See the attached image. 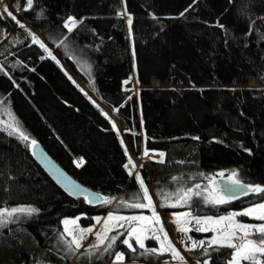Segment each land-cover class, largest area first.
Segmentation results:
<instances>
[{
    "label": "trees",
    "instance_id": "obj_1",
    "mask_svg": "<svg viewBox=\"0 0 264 264\" xmlns=\"http://www.w3.org/2000/svg\"><path fill=\"white\" fill-rule=\"evenodd\" d=\"M122 1L34 0L29 11L15 6L26 7L24 0L0 2V105L29 137L24 141L19 132L0 127V211L38 210L14 214L0 227V264H111L113 252H122L126 262L167 264L168 254H145L135 241L133 252L122 243L126 235L120 233L129 225L110 233L117 240L108 252L67 248L72 239L63 226L66 217L85 214L80 223L90 226L108 212H149L130 206L148 200L140 199V182L129 174L128 145L137 156L146 150L163 154L152 163L160 198H175L220 172L264 186V0H126L129 30ZM6 6L25 27L4 14ZM69 17L75 22L71 31L64 27ZM133 76L137 87L125 83ZM254 79L258 86L245 85ZM31 140L110 202L90 205L84 196H68L35 160ZM139 173L147 188L148 170ZM262 201L264 193L220 205L194 197L191 209L184 207L219 216ZM156 244L149 241L147 249ZM229 251L209 248L211 264H226ZM186 255L209 258L202 248Z\"/></svg>",
    "mask_w": 264,
    "mask_h": 264
},
{
    "label": "snow or ice",
    "instance_id": "obj_2",
    "mask_svg": "<svg viewBox=\"0 0 264 264\" xmlns=\"http://www.w3.org/2000/svg\"><path fill=\"white\" fill-rule=\"evenodd\" d=\"M2 2V0H0ZM24 3L26 4V7H22L21 3H16V8L21 11H29L33 8L34 0H24ZM4 14H6L8 17H10L13 21H15L17 24H19L20 27H25L20 21L17 19V16L9 10V8L6 6L4 8ZM69 22H72V25L74 26L75 22L73 21V18H68ZM129 24H131V20L129 19ZM64 27L71 31V27L69 26V23L66 22L64 24ZM32 35V42L34 44H39V46L44 49L46 52H48L49 56H51V52L46 48V46L38 40V38L34 35ZM62 43V42H61ZM54 59V57H53ZM2 70V69H0ZM125 83H128V81H125ZM9 128L12 129L13 133L19 132V129L15 127L14 125H9ZM113 128H115V125H113ZM20 138L24 141H29V137L24 134L23 132H19ZM30 145L35 147L36 141L31 140ZM127 151V150H125ZM145 155H148V151H145ZM160 155H163L162 153ZM129 164H131V160H129ZM79 167L80 165L77 164ZM125 167H128L126 164ZM129 174H132L131 172ZM219 175L221 177L224 176L223 172H220ZM236 173L232 172L228 177L227 185L217 191L214 187L211 189L210 195H205L204 193L209 192V189L205 188L203 190L201 189V186L199 184H196L194 187H186L181 190H179L175 194V198L177 203L172 206H187L191 209L192 206V200L193 198H200L204 201L205 204H213V205H220L228 203L234 199L237 198V192L239 190L240 195H247L249 193H255V194H261L264 193V186H261L259 184L257 185H248L241 183L238 179H235ZM135 179L140 182V187L143 190V194L140 197L141 200H148L149 203L145 204L142 202H134L131 204V207H135L138 209L147 208L151 204V198L148 196L147 188L144 186L142 178L137 174L135 176ZM214 179V178H213ZM227 193H231V195H227ZM165 195V194H161ZM173 196L172 193H169L165 197V202L167 200L171 199ZM105 203L110 202L108 198H103ZM91 202V201H89ZM164 203H162V206H164ZM38 211L34 208H12L11 211H0V218L4 217L5 214L8 217L13 216L17 213H26L31 214ZM153 215L155 216V211L153 210ZM185 217L184 223L194 222L196 225L195 230L196 231H208V230H214L217 234L209 240L208 247H204L205 241H193L191 248L187 249L189 251L192 250V248L200 247L203 249V253L205 257H209L206 259H203L201 261H198V264H211L210 261V252L209 248H211L214 251H218L219 248L226 247L230 249L227 253L228 259L226 261V264H243V262H247V264H264V201L252 205L238 213L234 212L227 216H222L219 218H213L210 216L207 217H199L192 215L191 212H186L183 214ZM237 216H246L253 220L261 221L262 223L259 224H246L243 222L236 221L235 217ZM118 220V221H124L126 218L123 217H113L111 214L108 217V220ZM132 220H136V217H132ZM159 223V220L156 221ZM5 223L3 219H0V225ZM69 223L76 224L77 220L73 219L72 221L65 220L64 224L67 225ZM179 223V221H178ZM224 223L225 227L220 228L219 226ZM209 224L216 225L217 227L215 229H209L207 226ZM124 223L119 224V227H124ZM179 230L181 232H188L190 231L187 227H180ZM91 231V229H85L82 230L81 235L79 239L77 237H73L71 243L67 245V248L69 252L74 253L77 249L80 248V239L83 238V232ZM109 231L107 222H105V234L97 233V240L98 244L93 246V249H95L96 252H108L113 248V245L115 244V241L117 240V236H108L107 232ZM140 232H143L144 229H140ZM157 230H151V237L152 239L160 240V236L156 234ZM159 232H164V229L161 227L158 229ZM138 232V229L135 226H129L128 231L126 233H120V235L128 236V238L124 239L122 243L126 245L130 250L133 252L136 251V249L133 247L132 243L130 242L131 239L135 238L136 244L139 246L140 249L145 250V254L149 255H156V254H164L165 252H170L171 256L175 260L183 261V257L180 255L179 251L172 245L171 241L168 240L167 233L164 232L163 242L161 243L160 247L157 248H151L147 249L145 244L143 243V239L136 235ZM147 238V237H145ZM110 240V243H107L105 245V241ZM88 255H92V252L87 253ZM114 260L116 262H122L125 259V256L122 252H113L112 253Z\"/></svg>",
    "mask_w": 264,
    "mask_h": 264
},
{
    "label": "rangeland",
    "instance_id": "obj_3",
    "mask_svg": "<svg viewBox=\"0 0 264 264\" xmlns=\"http://www.w3.org/2000/svg\"><path fill=\"white\" fill-rule=\"evenodd\" d=\"M4 3L6 5L10 6L11 5V0H4ZM123 10H124V15H125L126 25H127L128 30H129V26H130L129 19L131 20V18L126 15L127 12H126V7L125 6H123ZM29 22H28V20H25L26 25L33 30L35 28V26L31 22L30 23ZM69 26H72V22H69ZM48 46L53 50V53L55 55H57L62 60L64 65L66 67H68L67 64L65 63V61L63 60V58L61 57L59 51L56 50L51 45H48ZM135 74H134V76H135ZM72 76L74 77V75H72ZM134 76H133V79L130 82L127 83V86H132L133 85V86L137 87V84H136ZM74 78L83 87V84L76 78V76ZM156 84H159V81L156 82ZM245 85H247V86H258L259 84H258L257 81H256V83H252L249 80L248 83L245 84ZM93 98L98 103H99V101L101 102V99L99 100L95 96ZM101 106L104 108V110L106 112H108L115 119V116L113 114H111L103 106V104ZM0 108L4 109V112H5V113H3L5 118H2V116H1L2 113L0 114V127L4 128L7 131L12 133V129L9 128V125H14L15 127L18 128V126L16 125V123L14 121V119H15L14 115H13V113L11 111H9L10 109L5 104L2 103V105H0ZM115 121H116V119H115ZM116 123H117V121H116ZM119 127L123 128L124 126L122 125V126H119ZM19 132H20V130H19ZM124 137H125V135H124ZM125 139H126V137H125ZM128 148L130 150L131 160H132L131 173L132 174H136V175L139 174V176H140L139 169L142 168V167L145 168L146 170H148V173H149V185L147 187L148 196L151 198V204H150L149 207H147L149 209V212L148 211L147 212L146 211L145 212H138V213L136 212V213H132V214L109 212L107 215H99V216L94 217V222H97V225H98L95 228H92V226L91 227L90 226H83L80 223V219L82 217L86 216L85 214H82V215H79V216H76V217H66V218L63 219V226H64V229H65V232L71 237V239H73L74 236L79 239L82 230L91 229V231L83 232V238L80 239V245L81 246H80L79 249H82V248H85V247H91V246H94V245L98 244V240H97V235L96 234L97 233H100L102 235L105 234V222H107V225H108V228H109V231L107 232L108 236L110 235V233L112 231L120 229V228H123V227H119V224H121V223H124V225H126V226H128V225L129 226H135L138 229V232L136 234H133V235L134 236L139 235L142 239H145V237H147V236L151 237V230H157L156 234L158 236H160V240L149 239L148 241H143V243L145 244L146 248H150L148 246V242L152 240V241H155L157 243L156 246H154L152 248H157L158 249L160 247L161 243L163 242L164 232H166L167 236H168V240L171 241L172 245L179 251L180 255L184 258L183 261L175 260V259L172 258L170 252H165V254L170 255L168 257V259L166 260L167 264H198V261L193 260V259L189 258L186 255L187 249L191 248L193 241H196V242L205 241V245L204 246H208L207 242L209 240H211V238L213 236H215L217 233L214 230L196 231L195 230L196 225L194 224V222L184 223L185 217L183 216V214L186 213V212H191V210L186 209L184 206H172V205L177 203V201H176V199L174 197H172L171 199L167 200L166 203H164L165 202V197L164 198H160L158 195L155 194L154 189H153V184H152L154 176H155V169H154V166H153L152 163H153L154 160H158V159L161 158L160 153L151 152L150 151V152H148L147 156L145 155V152L141 156H137V155L134 154V152H133L132 148L130 147V145H128ZM151 168L153 169V171L151 170ZM219 177H221V176H214L209 181H207V183L201 184L200 185L201 186L200 190H203L205 188L209 189V192L204 193L205 195H210L211 194V189L213 187L217 191H219L220 190L219 185L216 183V181H217V179ZM148 203H149V201L147 202V204ZM162 203H164V206H162ZM256 204H258V203H256ZM253 205H255V204H253ZM250 206H252V205H250ZM250 206H247V207H245V208H243L241 210L235 211V212L238 213V212H240V211H242V210H244V209H246V208H248ZM166 207L170 208L172 210L167 211V210H165ZM16 208H29V207H16ZM153 210L155 211V216L153 215ZM7 211H11V209L7 210ZM231 213H234V212H231ZM231 213H229V214H231ZM110 214L113 217L126 218V220L118 221V220L113 219V220L109 221L108 217H109ZM229 214H223V215H219V216H214V215H195V214L192 213V215L199 216V217L210 216V217H213V218H219V217H222V216H227ZM132 217H136L137 219L136 220H132L131 219ZM242 217H244L245 219H242ZM0 219H3L5 221V223H8V222L12 221L14 219V217L13 216L8 217L5 214V216L0 218ZM73 219L77 220L76 224H72V223H69L67 225L64 224L65 220L72 221ZM157 219L159 220V223L156 222ZM235 219L238 222H243V223H246V224H259V223H262L261 221L253 220V219H250L249 217H246V216H237V217H235ZM178 221H179V223H178ZM5 223L0 225V227H2ZM138 223H140L141 226H139ZM167 226L171 229L172 235H170ZM161 227L164 229V232H159L158 231V229L161 228ZM180 227H187V228L190 229V231L181 232L179 230ZM207 227L209 229H215L217 226L213 225V224H209ZM219 227L220 228H224L225 224L222 223ZM140 229H144V231L140 232L139 231ZM195 233H210V235L209 236H204L202 238H198L195 235ZM126 238H128V236H126ZM134 241L136 242L135 238L130 240L132 245H133ZM196 248H200V247H196ZM196 248H192V249H196ZM111 264H118V262H116L114 260ZM119 264H143V263H141V262L131 263V262H126L125 260H123L122 262H119ZM243 264H245V262H243Z\"/></svg>",
    "mask_w": 264,
    "mask_h": 264
},
{
    "label": "water",
    "instance_id": "obj_4",
    "mask_svg": "<svg viewBox=\"0 0 264 264\" xmlns=\"http://www.w3.org/2000/svg\"><path fill=\"white\" fill-rule=\"evenodd\" d=\"M124 1H125V4L122 1V5L126 7V0ZM33 30L37 31L36 28H34ZM70 72L75 77V74L71 70ZM156 82H158V80L154 79L152 81V84L156 85ZM84 88L87 90L88 93H90V91L86 87ZM99 103L102 105L100 101ZM116 121L118 125L121 126L117 119ZM122 124L123 126H125L123 122ZM32 152H33V156L35 160L37 161V163L43 168V170L47 173V175L56 183V185H58L68 196L72 198L84 196L87 198V201L90 205H96L104 201L103 199L104 196L100 192L92 189L91 187L85 185L84 183L79 181L77 178H75L49 153V151L45 148V146L40 141L36 142L35 147L32 146ZM228 177L229 176H224V177H219L217 179L216 183L219 185L220 189L224 188L227 185ZM240 182L243 184H246L242 181ZM227 195H231V193H227ZM242 196H245V195H240L239 190H238L237 198H240Z\"/></svg>",
    "mask_w": 264,
    "mask_h": 264
},
{
    "label": "crops",
    "instance_id": "obj_5",
    "mask_svg": "<svg viewBox=\"0 0 264 264\" xmlns=\"http://www.w3.org/2000/svg\"><path fill=\"white\" fill-rule=\"evenodd\" d=\"M109 213V212H108ZM107 213V214H108ZM138 213V212H137ZM107 214H105V215H107ZM130 214H132V213H130ZM138 225L139 226H141V224L140 223H138ZM92 226V228H95V227H97L98 225H97V222H94L92 225H90V227ZM167 228H168V231H169V233H170V235H172V232H171V229L167 226ZM149 239H152V238H150V237H148L147 236V238H145V239H143V241H148ZM136 262H138V261H136ZM131 263H135V262H131Z\"/></svg>",
    "mask_w": 264,
    "mask_h": 264
},
{
    "label": "built area",
    "instance_id": "obj_6",
    "mask_svg": "<svg viewBox=\"0 0 264 264\" xmlns=\"http://www.w3.org/2000/svg\"><path fill=\"white\" fill-rule=\"evenodd\" d=\"M77 161H78V162H80V161H81V159H80V158H78V159H77Z\"/></svg>",
    "mask_w": 264,
    "mask_h": 264
}]
</instances>
